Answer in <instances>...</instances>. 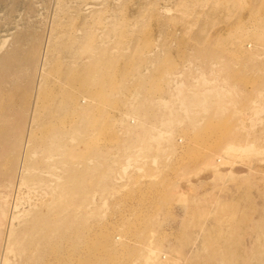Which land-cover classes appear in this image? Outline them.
<instances>
[{
    "label": "rangeland",
    "instance_id": "374dc122",
    "mask_svg": "<svg viewBox=\"0 0 264 264\" xmlns=\"http://www.w3.org/2000/svg\"><path fill=\"white\" fill-rule=\"evenodd\" d=\"M0 264H264V0H0Z\"/></svg>",
    "mask_w": 264,
    "mask_h": 264
}]
</instances>
